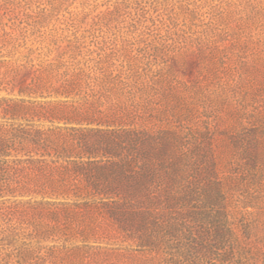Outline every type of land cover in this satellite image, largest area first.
Returning a JSON list of instances; mask_svg holds the SVG:
<instances>
[{
    "label": "rangeland",
    "instance_id": "obj_1",
    "mask_svg": "<svg viewBox=\"0 0 264 264\" xmlns=\"http://www.w3.org/2000/svg\"><path fill=\"white\" fill-rule=\"evenodd\" d=\"M74 51L119 76L97 71L71 95L91 99L95 122L68 140L84 152L87 128H100L85 141L105 136L158 169L178 196L165 205L176 232L160 229L150 249L151 227H123L88 198L39 204L75 199L39 193L61 175L25 164L9 181L32 194L0 205V264H264V0H0V137L49 124L61 105L48 102L68 99L52 65Z\"/></svg>",
    "mask_w": 264,
    "mask_h": 264
},
{
    "label": "trees",
    "instance_id": "obj_2",
    "mask_svg": "<svg viewBox=\"0 0 264 264\" xmlns=\"http://www.w3.org/2000/svg\"><path fill=\"white\" fill-rule=\"evenodd\" d=\"M103 65L104 61L82 57L77 51L69 58L59 56L57 64L54 67L52 65L54 70L64 69L63 73H60V77L64 78L63 84L55 87L54 94L66 96L68 99L48 102L61 105V108L53 109L52 117H46L48 125L41 122V119H27L18 123L12 137H0V205L6 203L4 197L7 195H25L32 192L30 182L19 183L20 189L12 187L8 174L15 170L16 166L27 164L38 167L41 172L58 171L61 179L43 182L39 193L52 198H73L75 201L41 200L39 204L70 206L77 205L80 198H88L85 203H98L110 218L118 221L123 227L139 230L151 227L153 231H143L141 239L145 246L157 249L162 240L160 229L165 228L167 231L165 237L176 232L171 221L166 220L165 211V205H171L178 200V196L172 192V185L161 188L159 170L146 162L142 165V159L133 157V149L116 147L106 141L105 136H101L100 140L94 143L85 141L89 134L102 133L100 128H87V134L81 141L86 148L84 152L78 149L80 143H70L68 140L78 138L75 132L80 131L81 127L76 125L95 122L91 119L94 112L85 109L91 99L86 96L70 98L71 95L77 92L82 94L83 87H90L98 72L113 79L119 76L113 72L107 73ZM15 102L18 111L28 109L24 104L27 102L25 99H17ZM56 120L59 123H56ZM131 141L132 145L136 146L135 150L140 151L137 146H141V143L138 144L135 139ZM143 145L145 146L146 142ZM100 148L103 150L102 158L98 157ZM174 172L173 168L168 171V180ZM4 190L8 192L6 195ZM216 234L221 237V233ZM211 248L212 246L204 245L198 248L197 252L206 255L211 252ZM214 259L218 264H227V259L217 256Z\"/></svg>",
    "mask_w": 264,
    "mask_h": 264
}]
</instances>
